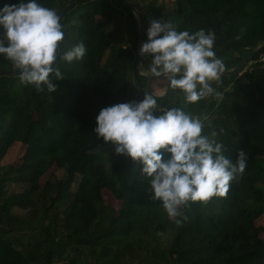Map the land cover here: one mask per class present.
Returning <instances> with one entry per match:
<instances>
[{
    "label": "trees",
    "instance_id": "16d2710c",
    "mask_svg": "<svg viewBox=\"0 0 264 264\" xmlns=\"http://www.w3.org/2000/svg\"><path fill=\"white\" fill-rule=\"evenodd\" d=\"M59 1L38 0L57 9V15L70 0ZM16 2L0 0V8ZM174 2L170 9L153 8L143 21L214 33L213 50L224 70L264 42V0ZM114 14L123 17L125 47L112 46L106 30ZM61 24L59 54L80 42L86 53L70 63L58 55L62 79L50 74L54 91L0 74V264H122L147 246L152 250L145 264H264V226L255 225L264 214V67L255 64L210 82L223 93L221 101L208 96L185 105L182 95L167 87L162 98L156 95L161 106L185 107L199 116L203 134L223 144L233 162L241 150L248 159L224 197L190 202L182 217L169 218L161 202L152 199L141 165L115 154L93 131L102 108L140 101L148 91L141 83L146 76L135 68L139 24L132 9L125 0H75ZM261 53L264 47L253 59ZM0 69L16 68L0 55ZM15 142L26 146L22 161L2 172L1 160ZM59 170L65 176L57 179ZM9 183L17 186L6 194ZM104 189L120 202L118 208L104 202ZM165 235L171 238L168 246Z\"/></svg>",
    "mask_w": 264,
    "mask_h": 264
},
{
    "label": "clouds",
    "instance_id": "9594fccd",
    "mask_svg": "<svg viewBox=\"0 0 264 264\" xmlns=\"http://www.w3.org/2000/svg\"><path fill=\"white\" fill-rule=\"evenodd\" d=\"M0 55L19 70L22 85H42L50 91L62 79L56 66L80 60L86 53L80 42L59 54L64 39L61 18L38 0H17L0 8ZM142 43L140 56L150 58L144 76L164 78L168 90L181 94L185 105L208 96L217 101L223 93L211 86L219 81L224 63L213 50L215 36L199 30L178 31L171 22L152 20ZM166 92H161L162 98ZM93 129L97 139L110 143L117 155L141 165V176L148 179L152 199L159 200L169 218L183 216L190 202L207 203L213 197H224L231 181L243 174L246 153L241 150L233 162L224 153V145L204 135V121L185 107H164L158 97L144 91L143 99L102 108ZM212 137L216 136L213 132ZM186 219V217H184ZM177 224L181 219H176Z\"/></svg>",
    "mask_w": 264,
    "mask_h": 264
},
{
    "label": "rangeland",
    "instance_id": "374dc122",
    "mask_svg": "<svg viewBox=\"0 0 264 264\" xmlns=\"http://www.w3.org/2000/svg\"><path fill=\"white\" fill-rule=\"evenodd\" d=\"M63 1H65V0L59 1V4L62 3ZM126 1L130 5V7L135 9L133 11V13H134L135 17L137 18V21H138V19L140 20V23L142 26V36H143V38L145 37V40H147L146 32H147L148 27L150 26V20L148 22H144L143 18L148 17L149 12L155 7H162L163 9H170L174 6V3H175L174 0H126ZM54 11L56 12L57 9H54ZM138 13H139V15H138ZM97 20L104 22V21H106V18L104 16H98ZM140 23H138V24H140ZM124 29H125V25H124L123 17L120 16L119 14H114L112 19L107 20L106 30L110 31L112 33V39H113L112 46H114V47H125L127 45ZM143 38H142V43H143ZM108 52H109V50H107L102 62L105 61ZM133 57H134V55H133ZM149 63H150V58H147V62H142V57H141L140 62L135 63V68L139 72V67L141 64H143L144 68H147ZM141 83L153 95H159L161 92H165V88L168 85V82L164 78H162V77L156 78V77H151V76H146V80L141 81ZM25 147L26 146L21 142H15L12 144V146L8 149L6 155L1 160V167H2L1 171L2 172L10 166L16 167L21 163L22 157H23L24 152H25ZM109 166H110V164H109ZM53 169H54V167H52L49 170V172L52 171ZM48 173L46 175H48ZM64 176H65V172L63 170H59L56 172V178L57 179L63 178ZM78 180H79V177L77 176L75 183L73 184V187H72L73 190L76 188ZM41 181L44 182V179L42 178ZM16 186L17 185L11 184V183L7 184L5 186L6 194L13 192L16 189ZM102 194H103V199H104L105 203L111 204L112 206H114L116 208L119 207L120 202H118L114 199V197L112 196V194L109 190L104 189ZM14 212L17 214L25 215L24 210L14 209ZM26 215H27V213H26ZM255 225L256 226H264V214L255 220ZM172 231L174 233V230H172ZM168 234L172 238L171 232H169ZM169 235H165L163 237V240L165 242L164 245H166V246H168V242H170V240H171ZM168 238H170V239H168ZM151 250H152V248L150 246H147L146 250L144 249L143 251L136 252L131 260L125 261L122 264H137L138 261H142V264H145L147 262V260H145V258L150 255ZM163 257L167 258V253H164ZM165 264H167V263H165Z\"/></svg>",
    "mask_w": 264,
    "mask_h": 264
},
{
    "label": "water",
    "instance_id": "95a60500",
    "mask_svg": "<svg viewBox=\"0 0 264 264\" xmlns=\"http://www.w3.org/2000/svg\"><path fill=\"white\" fill-rule=\"evenodd\" d=\"M75 0H70L68 5L58 14V16H60V18H62L66 12H68L70 10V8L73 6ZM126 4L130 7V5L127 3V1L125 0ZM132 9V11H134L135 9L130 7ZM139 15V13H138ZM138 23H140V20L138 19ZM142 26L141 23L139 24V39H138V45H137V63L140 62L141 60V56H140V48L142 45ZM261 47H264V42L257 46L256 48L250 50L243 58L242 60L232 69L229 70H224L222 75H233V74H241V72L244 70L245 65L247 64V62L261 49ZM19 70L18 69H13V70H1L0 69V74L3 75H8V76H16L18 75ZM138 72V70H137ZM139 73V72H138ZM141 75V73H139Z\"/></svg>",
    "mask_w": 264,
    "mask_h": 264
},
{
    "label": "built area",
    "instance_id": "2783aa9c",
    "mask_svg": "<svg viewBox=\"0 0 264 264\" xmlns=\"http://www.w3.org/2000/svg\"><path fill=\"white\" fill-rule=\"evenodd\" d=\"M255 64H260L264 67V53L259 54L256 58L253 59V57L247 62V64L244 67V70L251 68ZM243 70V71H244Z\"/></svg>",
    "mask_w": 264,
    "mask_h": 264
}]
</instances>
